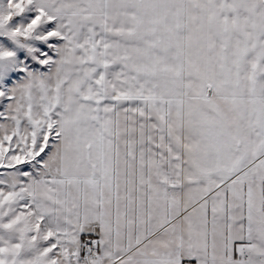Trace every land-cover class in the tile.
<instances>
[{
	"label": "snow or ice",
	"instance_id": "obj_1",
	"mask_svg": "<svg viewBox=\"0 0 264 264\" xmlns=\"http://www.w3.org/2000/svg\"><path fill=\"white\" fill-rule=\"evenodd\" d=\"M0 264H264V0H0Z\"/></svg>",
	"mask_w": 264,
	"mask_h": 264
}]
</instances>
